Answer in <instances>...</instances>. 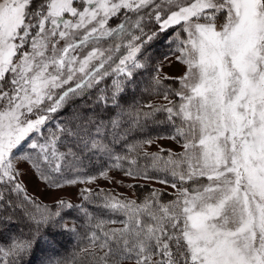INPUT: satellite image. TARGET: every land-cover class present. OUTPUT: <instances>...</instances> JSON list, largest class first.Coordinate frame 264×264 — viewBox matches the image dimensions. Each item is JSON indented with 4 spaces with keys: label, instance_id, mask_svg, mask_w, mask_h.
<instances>
[{
    "label": "snow or ice",
    "instance_id": "obj_1",
    "mask_svg": "<svg viewBox=\"0 0 264 264\" xmlns=\"http://www.w3.org/2000/svg\"><path fill=\"white\" fill-rule=\"evenodd\" d=\"M157 44L174 47L152 64ZM173 60L182 75L162 72ZM145 71L148 102L128 105ZM163 139L179 150H149ZM29 175L85 185L81 202L41 203ZM100 179L162 187L130 199ZM13 223L0 264H264V0H0V225ZM63 232L77 244L60 255Z\"/></svg>",
    "mask_w": 264,
    "mask_h": 264
},
{
    "label": "rangeland",
    "instance_id": "obj_2",
    "mask_svg": "<svg viewBox=\"0 0 264 264\" xmlns=\"http://www.w3.org/2000/svg\"><path fill=\"white\" fill-rule=\"evenodd\" d=\"M169 48V46H167ZM170 47H174V45H170ZM170 52V51H169ZM165 56H171V52L168 53V55H164L162 57H157L153 64H155L158 61H163ZM184 71V66L182 64H179L175 62L174 60L172 61L171 64L168 62L164 63V66L162 68V72L166 74L169 77H176L179 75H182ZM160 99H158L157 102H159ZM54 124V123H52ZM51 125V122L48 124V128L45 129V134H47V131ZM157 147H163V148H172L174 150H179V146L172 140L169 139H163L158 141L157 144L149 146L150 151H155ZM26 167V166H25ZM116 179H124V184L128 183H143V181H132L130 178H124L122 176V173L118 171H114L111 173ZM25 184L28 188L29 194L36 196L41 202L43 203H52L54 197H60L66 200H71L73 203H78L80 201V198L76 195L78 192V187L82 188L85 187V185H80V186H69L65 188L64 191H56V190H46L44 185L42 183H39L37 180L32 178L30 175L26 176L24 178ZM149 187H156V188H161L162 186L159 184H156L154 182H149L148 183ZM93 188L99 187H106L110 189H114L115 192L121 193L125 196H128L130 199H134L135 194L133 192V189H129L124 186L116 185L113 184L109 181H105L103 179H100L97 183L92 185ZM168 191H171L170 189ZM67 217H64V219ZM68 221V219H65ZM69 222V221H68ZM71 223V222H70ZM72 224V223H71Z\"/></svg>",
    "mask_w": 264,
    "mask_h": 264
},
{
    "label": "trees",
    "instance_id": "obj_3",
    "mask_svg": "<svg viewBox=\"0 0 264 264\" xmlns=\"http://www.w3.org/2000/svg\"><path fill=\"white\" fill-rule=\"evenodd\" d=\"M149 51L151 53H153V60L150 63L154 62L157 57H162V56L168 55V53H170L169 48L166 46V44H157L154 46V49H150ZM148 77H149V72L145 71L144 75L142 77H137L138 80L144 81V83H142L140 85V88L133 89L131 86H129L128 93H127L128 105H135L136 102H139L140 104H144V103L148 102V99H147L148 93L142 92V89L144 88L145 84L148 82ZM108 83L110 84L111 81H108ZM165 83L171 84L172 81L168 80V81H165ZM176 86L178 87V85H176ZM158 99H160V98L155 96V95H153L151 97L152 102H157ZM70 112H71V109H69L66 112H62L59 119L70 118ZM52 123H54V124H52ZM55 124H56V120L51 121V125H50L49 129H52ZM153 135H155V133H153ZM136 138L139 139V137H136ZM96 188H99V187H96ZM102 188L112 190L115 192L114 189H110V188H106V187H102ZM151 188L152 187L148 186V188H144V189H141V188L133 189V192L135 194L134 199L142 198L143 195L146 194L147 191L150 190ZM80 202H81V199L78 203H80ZM41 203H43V202H41ZM43 204H48L49 206L52 205V203H43ZM65 217H67L65 219H68L69 222L66 221L65 219L63 222L68 223L69 226H71L73 223H75L77 225L82 223V221L77 218V213L75 211H72L70 215H66ZM22 226H23L22 223L21 224L13 223L10 225H0V229L3 230L4 237L7 238L9 235L17 232ZM24 230L27 231L26 228ZM57 231H59V230H57ZM55 242H56L55 247L58 250V253L60 255H63L65 253L71 252L73 250V248L76 246L77 236L75 234H73L72 232H63L62 234L56 235Z\"/></svg>",
    "mask_w": 264,
    "mask_h": 264
}]
</instances>
